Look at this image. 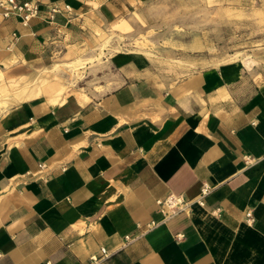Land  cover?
<instances>
[{
    "label": "crops",
    "instance_id": "1",
    "mask_svg": "<svg viewBox=\"0 0 264 264\" xmlns=\"http://www.w3.org/2000/svg\"><path fill=\"white\" fill-rule=\"evenodd\" d=\"M35 1L28 25L0 7V72L78 83L3 100L0 264H264V73L231 62L171 80L133 56L91 63L93 38L160 0ZM171 194L192 205L165 219Z\"/></svg>",
    "mask_w": 264,
    "mask_h": 264
},
{
    "label": "rangeland",
    "instance_id": "2",
    "mask_svg": "<svg viewBox=\"0 0 264 264\" xmlns=\"http://www.w3.org/2000/svg\"><path fill=\"white\" fill-rule=\"evenodd\" d=\"M123 21L129 26L125 23L117 31L115 25L107 26L92 39L89 46L96 45L98 53L88 61L102 64L133 56L145 76L171 80L197 68L231 62L243 64L254 77L264 73V0H160ZM72 72L73 78L84 80L85 63L76 62ZM31 82L40 91L52 87L60 92L78 83L66 78L53 86L43 74L31 81L26 74L0 72V102Z\"/></svg>",
    "mask_w": 264,
    "mask_h": 264
},
{
    "label": "built area",
    "instance_id": "3",
    "mask_svg": "<svg viewBox=\"0 0 264 264\" xmlns=\"http://www.w3.org/2000/svg\"><path fill=\"white\" fill-rule=\"evenodd\" d=\"M0 7L4 9V16L10 17L11 15L16 16L21 20L24 25H28L32 20L37 18H42V12L40 4L33 1H19V0H0ZM67 11H70L69 6L66 7ZM60 12L58 7H53L50 14L47 17L49 23H55L56 16ZM250 162L249 160L247 161ZM45 166L40 165L43 169ZM211 188L209 185H204L201 191V195L197 200L199 205H204V198L210 193ZM160 207V212L163 214L165 219H169L181 212H188L192 205L191 201L185 199L182 195L171 194L165 199L157 201ZM247 222L253 224L255 219L252 211L246 214ZM127 240H130L128 237ZM102 252L106 254V250L103 249ZM92 260H97L95 257Z\"/></svg>",
    "mask_w": 264,
    "mask_h": 264
},
{
    "label": "bare ground",
    "instance_id": "4",
    "mask_svg": "<svg viewBox=\"0 0 264 264\" xmlns=\"http://www.w3.org/2000/svg\"><path fill=\"white\" fill-rule=\"evenodd\" d=\"M125 23H122L120 26H118V27H120V29H123V27H125ZM128 27V26H127ZM117 28V27H116ZM80 71V70H79ZM79 73V72H78ZM6 99V98H5ZM8 100V99H7ZM9 102V101H8ZM10 103V102H9ZM4 106H6V102H4V101H2V102H0V109L1 108H3Z\"/></svg>",
    "mask_w": 264,
    "mask_h": 264
}]
</instances>
